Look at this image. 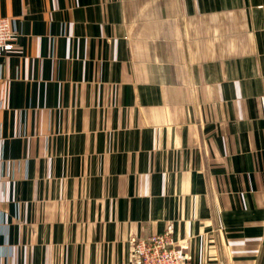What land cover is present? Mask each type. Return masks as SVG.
<instances>
[{
    "label": "crops",
    "instance_id": "0c3cea01",
    "mask_svg": "<svg viewBox=\"0 0 264 264\" xmlns=\"http://www.w3.org/2000/svg\"><path fill=\"white\" fill-rule=\"evenodd\" d=\"M0 264H264V0H0Z\"/></svg>",
    "mask_w": 264,
    "mask_h": 264
},
{
    "label": "built area",
    "instance_id": "2783aa9c",
    "mask_svg": "<svg viewBox=\"0 0 264 264\" xmlns=\"http://www.w3.org/2000/svg\"><path fill=\"white\" fill-rule=\"evenodd\" d=\"M17 38L10 19L0 17V56L14 50ZM130 248V264H190L192 260L189 243L174 239L172 225L167 226L163 233L146 239L132 237Z\"/></svg>",
    "mask_w": 264,
    "mask_h": 264
}]
</instances>
